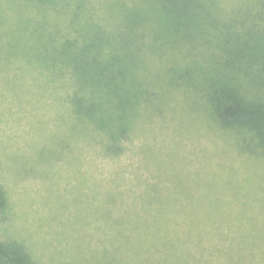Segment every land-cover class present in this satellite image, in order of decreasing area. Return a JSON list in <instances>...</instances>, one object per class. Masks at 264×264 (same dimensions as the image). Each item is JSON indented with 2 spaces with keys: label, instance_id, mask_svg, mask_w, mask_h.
<instances>
[{
  "label": "rangeland",
  "instance_id": "obj_1",
  "mask_svg": "<svg viewBox=\"0 0 264 264\" xmlns=\"http://www.w3.org/2000/svg\"><path fill=\"white\" fill-rule=\"evenodd\" d=\"M260 1L0 0V238L33 264H264V151L203 89ZM39 22L129 40L145 90L118 150L75 112L71 73L28 56Z\"/></svg>",
  "mask_w": 264,
  "mask_h": 264
},
{
  "label": "trees",
  "instance_id": "obj_2",
  "mask_svg": "<svg viewBox=\"0 0 264 264\" xmlns=\"http://www.w3.org/2000/svg\"><path fill=\"white\" fill-rule=\"evenodd\" d=\"M259 5V15L255 14L248 24H240L234 44L224 48V70L232 74L218 80L206 77L203 89L219 123L252 133L264 151V103L244 93L236 83L238 75L264 84V0ZM135 24L130 23L131 27ZM39 27L43 42L40 48H34L36 51L29 48L28 56H42L56 72L71 73L75 112L106 132L109 152L118 150L134 107L145 90L129 40L116 42L98 29L86 30L79 37L60 38L57 30L52 31L43 22H39ZM180 79L183 78L179 76L176 81ZM7 206V192L0 183V211ZM0 264H33V261L22 242L0 238Z\"/></svg>",
  "mask_w": 264,
  "mask_h": 264
}]
</instances>
